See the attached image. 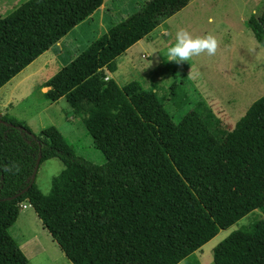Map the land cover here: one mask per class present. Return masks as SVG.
I'll return each instance as SVG.
<instances>
[{"label": "trees", "instance_id": "trees-1", "mask_svg": "<svg viewBox=\"0 0 264 264\" xmlns=\"http://www.w3.org/2000/svg\"><path fill=\"white\" fill-rule=\"evenodd\" d=\"M104 1L28 0L0 18V89ZM189 2L147 1L43 84L46 100L81 116L105 164L78 156L55 126L38 137L0 117V264H29L10 234L24 203L72 264H200L194 253L221 230L264 216V96L228 129L204 101L176 121L155 91L104 72ZM247 25L264 48V13ZM38 158L64 165L48 194L33 178ZM213 261L264 264V217L220 242Z\"/></svg>", "mask_w": 264, "mask_h": 264}, {"label": "rangeland", "instance_id": "rangeland-1", "mask_svg": "<svg viewBox=\"0 0 264 264\" xmlns=\"http://www.w3.org/2000/svg\"><path fill=\"white\" fill-rule=\"evenodd\" d=\"M28 0H0V18L11 14ZM149 0H105L102 10L86 20L64 41L53 46L35 62L0 89V117L13 118L41 137L44 129L55 126L67 139L73 151L97 165L106 162L85 129L81 116L74 114L62 98L56 103L46 100L48 88L43 84L68 65L90 44ZM264 13V0H190L189 4L164 21L149 36L116 59L118 69L106 74L121 87L138 81L145 89L156 92L174 120L183 118L197 101H204L233 129L249 107L264 96V48L255 40L247 22ZM104 15L101 26L99 16ZM211 21V22H209ZM185 29L192 36L212 34L217 51L191 57L176 63L167 61V49L175 43V33ZM178 83L188 96L182 107L179 96L173 98L171 86ZM64 170L59 159L44 161L37 172L36 184L44 194L51 190L52 179ZM24 203L23 205H27ZM264 216L250 214L226 230H221L194 256L200 264H215L213 249L232 232ZM29 264H72L58 244L43 228L32 207L22 208L10 230ZM179 264H188L183 260Z\"/></svg>", "mask_w": 264, "mask_h": 264}, {"label": "clouds", "instance_id": "clouds-1", "mask_svg": "<svg viewBox=\"0 0 264 264\" xmlns=\"http://www.w3.org/2000/svg\"><path fill=\"white\" fill-rule=\"evenodd\" d=\"M211 22V21H209ZM217 39L212 34L192 36L181 28L175 33V43L167 49V61L180 63L188 61L191 57L206 53L212 56L217 51Z\"/></svg>", "mask_w": 264, "mask_h": 264}, {"label": "crops", "instance_id": "crops-1", "mask_svg": "<svg viewBox=\"0 0 264 264\" xmlns=\"http://www.w3.org/2000/svg\"><path fill=\"white\" fill-rule=\"evenodd\" d=\"M104 3H105V1H104ZM103 6H104V4L89 18V19H87V20H90V19H92L95 15H96V13H98V12H100L101 10H102V8H103ZM140 8V7H139ZM105 16L104 15H100L99 16V21H100V23H101V26H103L104 25V21H105ZM85 22V21H84ZM82 24V23H81ZM79 26V25H78ZM77 26V27H78ZM76 28V27H75ZM75 28L65 37V38H63L59 43H61L62 41H64V39H66L73 31H75ZM106 30V32H108L110 29L108 28H106L105 29ZM58 43V44H59ZM57 45V44H56ZM108 76V75H107ZM108 79H112L111 77H107ZM27 206H29V207H32L30 204H27L26 205V207ZM25 209V208H24ZM33 209V208H32ZM37 215V214H36Z\"/></svg>", "mask_w": 264, "mask_h": 264}, {"label": "water", "instance_id": "water-1", "mask_svg": "<svg viewBox=\"0 0 264 264\" xmlns=\"http://www.w3.org/2000/svg\"><path fill=\"white\" fill-rule=\"evenodd\" d=\"M0 121H1V119H0ZM39 164H40V158H38V160H37V164H36L35 172H34V175H33V178H34V179H35L36 174H37V172H38Z\"/></svg>", "mask_w": 264, "mask_h": 264}, {"label": "built area", "instance_id": "built-area-1", "mask_svg": "<svg viewBox=\"0 0 264 264\" xmlns=\"http://www.w3.org/2000/svg\"><path fill=\"white\" fill-rule=\"evenodd\" d=\"M108 79V78H107ZM22 208H26V205H22Z\"/></svg>", "mask_w": 264, "mask_h": 264}]
</instances>
